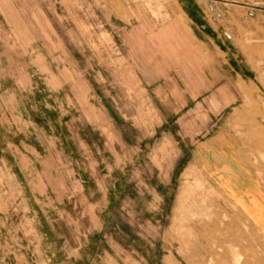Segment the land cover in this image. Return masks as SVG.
I'll return each instance as SVG.
<instances>
[{
  "label": "rangeland",
  "instance_id": "rangeland-1",
  "mask_svg": "<svg viewBox=\"0 0 264 264\" xmlns=\"http://www.w3.org/2000/svg\"><path fill=\"white\" fill-rule=\"evenodd\" d=\"M230 154L264 200V0H0V264H264Z\"/></svg>",
  "mask_w": 264,
  "mask_h": 264
},
{
  "label": "crops",
  "instance_id": "crops-1",
  "mask_svg": "<svg viewBox=\"0 0 264 264\" xmlns=\"http://www.w3.org/2000/svg\"><path fill=\"white\" fill-rule=\"evenodd\" d=\"M223 159L225 168L215 169L210 173L211 179L217 188L223 191L233 203L241 206L249 218L255 221L259 229L264 232V200L261 199L258 192L251 189L257 184L255 175L248 170L244 160L242 161L237 155H225ZM253 201L261 204L262 209H256L252 205Z\"/></svg>",
  "mask_w": 264,
  "mask_h": 264
}]
</instances>
